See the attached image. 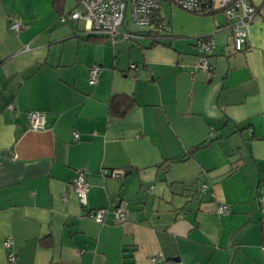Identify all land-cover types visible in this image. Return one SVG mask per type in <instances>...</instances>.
<instances>
[{
  "label": "crops",
  "instance_id": "1",
  "mask_svg": "<svg viewBox=\"0 0 264 264\" xmlns=\"http://www.w3.org/2000/svg\"><path fill=\"white\" fill-rule=\"evenodd\" d=\"M255 3L234 51L219 11L165 2L168 36L124 25L138 35L112 42L59 19L77 0L60 10L0 0V264H264V0ZM204 35L215 42L207 71L195 47ZM116 94L135 100L120 118L108 111ZM30 110L45 114L43 128L29 127ZM80 172L84 205L72 190ZM119 202L127 213L116 222ZM100 207L102 223L86 214Z\"/></svg>",
  "mask_w": 264,
  "mask_h": 264
},
{
  "label": "built area",
  "instance_id": "2",
  "mask_svg": "<svg viewBox=\"0 0 264 264\" xmlns=\"http://www.w3.org/2000/svg\"><path fill=\"white\" fill-rule=\"evenodd\" d=\"M169 2L182 10L190 13L212 14L221 12L226 18L225 27L230 30L231 45L234 51H241L245 48L249 37V27L257 14V5L255 0H77L75 9L69 14L60 16L61 21L67 20H84L88 25L90 34L104 36L114 42L117 39H133L138 34L129 30L122 31L120 28L127 24L129 19L134 25L140 28H152L147 35L153 40L163 38L160 34L167 26L166 19L157 24L153 21L154 13L161 9L162 4ZM10 28L18 30L20 23L18 20L10 22ZM196 53L198 55L197 66L203 70H211L212 65L208 56L215 47L214 39L211 35L199 36L195 41ZM134 68L135 65L130 66ZM100 66L93 64L89 71V83H94L96 74ZM9 109L14 110L12 104H8ZM16 112V111H15ZM28 125L34 129L44 127L45 114L41 111L30 110L26 112ZM74 138L78 137L77 133L73 134ZM105 176L121 177L124 172L120 169L102 170ZM89 184L85 176L80 172L72 183V190L77 196L79 202L86 203L87 191ZM205 186L201 190L204 191ZM65 199V197H63ZM262 199H264V194ZM227 206L220 204L217 207L219 212H224ZM106 207L95 208L87 211V216L92 220L102 223L104 221ZM114 218L116 222H121L126 217V209L122 202L114 207ZM11 242L9 239L4 240V247L9 249ZM9 261L15 259L14 254L8 253ZM162 253L159 250L153 252L150 259L153 262L162 260ZM169 264H182L181 262H172Z\"/></svg>",
  "mask_w": 264,
  "mask_h": 264
},
{
  "label": "trees",
  "instance_id": "3",
  "mask_svg": "<svg viewBox=\"0 0 264 264\" xmlns=\"http://www.w3.org/2000/svg\"><path fill=\"white\" fill-rule=\"evenodd\" d=\"M60 1L61 0H53L54 6L57 9H59L57 7V3H59ZM159 11H160V9L157 10L154 13V15H153V21L156 24L158 22H160L161 20L166 19L165 17L158 16V12ZM195 14H199V13H195ZM166 21H167V26L160 33L162 35V37L168 36L167 35V28H168L169 22H168L167 19H166ZM94 38H95L96 41H100L102 39V37H93V39ZM159 40H153V41L155 42V41H159ZM134 103H135V100L131 96H128L126 94H116V95H113L111 97L110 101H109V104H108L109 114H110V116L117 117V118L123 117L126 114V112L129 110V108Z\"/></svg>",
  "mask_w": 264,
  "mask_h": 264
},
{
  "label": "rangeland",
  "instance_id": "4",
  "mask_svg": "<svg viewBox=\"0 0 264 264\" xmlns=\"http://www.w3.org/2000/svg\"><path fill=\"white\" fill-rule=\"evenodd\" d=\"M163 4H165V3H163ZM126 20H127V24L126 25H127L128 28L133 29V28H136L137 27L129 19H126Z\"/></svg>",
  "mask_w": 264,
  "mask_h": 264
}]
</instances>
